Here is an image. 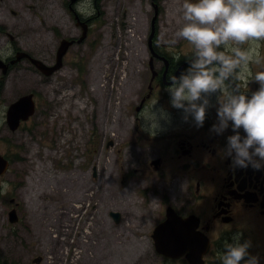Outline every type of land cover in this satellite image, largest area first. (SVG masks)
Wrapping results in <instances>:
<instances>
[{
  "label": "rangeland",
  "instance_id": "374dc122",
  "mask_svg": "<svg viewBox=\"0 0 264 264\" xmlns=\"http://www.w3.org/2000/svg\"><path fill=\"white\" fill-rule=\"evenodd\" d=\"M72 2H0V23L9 27L0 31V42L7 41L1 55L18 46L53 65L62 41L75 40L52 76L27 62L18 66L0 100V151L11 160L0 178V246L15 264H38L39 257L40 264H130L151 252L145 235L163 212L164 192L178 184L172 164L155 172L150 162L167 158L173 139L191 131L184 111L172 107L168 86L153 81L167 60L193 58V46L176 36L184 0ZM154 45L165 60L151 54ZM263 52L261 42L254 63ZM28 95L35 113L12 131L6 110ZM13 208L18 223L10 222ZM120 211L128 215L117 224L110 214Z\"/></svg>",
  "mask_w": 264,
  "mask_h": 264
},
{
  "label": "flooded vegetation",
  "instance_id": "af4514ba",
  "mask_svg": "<svg viewBox=\"0 0 264 264\" xmlns=\"http://www.w3.org/2000/svg\"><path fill=\"white\" fill-rule=\"evenodd\" d=\"M2 1L4 0H0V2ZM29 1L34 3L37 0ZM78 1L80 2V0L73 1L71 5L76 4ZM95 4H97V0H95ZM39 5L36 9L39 8ZM71 10L76 19L81 22L80 24L84 23L72 6ZM13 14L16 15V13ZM91 20L88 19L85 22L88 23ZM4 23H0V31L6 34L9 27ZM86 23L85 25H87ZM27 29L32 33L38 30L35 26H29ZM16 37L11 36L13 43L16 42ZM154 37L155 34L152 33L149 38L150 45ZM64 41L73 42L72 45L75 43L72 38L63 40L62 43ZM62 43L56 50V61L53 65H49L50 62L46 58H36L31 54L20 52L18 46L14 49L15 54L11 53L7 56L0 54V100L5 97V89L8 82L11 81L10 76L23 62L29 63L45 76L58 73L64 65L66 54L62 59L61 67L54 71L52 69L59 64V52ZM6 44L7 41L0 42L1 50ZM150 49L155 58L162 57L165 60L161 47L154 45ZM48 50L44 49L43 53ZM192 59L186 62L182 59L175 63L167 60L160 71H153V81L156 79L158 84L169 86L170 78L173 76L178 77L182 72H185ZM154 64L153 62L150 64L152 70ZM249 66L250 73L246 71L238 72L239 79L232 78L225 82L229 91L238 86L240 91L250 98L251 94L258 90L259 84L257 82L251 80L247 83L246 81L254 77L256 72L264 71V52L260 54V63H254L253 61ZM219 96L220 94L216 96V100L213 99L212 103L210 102L212 108L208 107L203 126L198 127L194 118L188 115V123L185 126L187 130L191 131L178 134L173 139L175 141L171 143V151L167 152V158L161 156L150 162L149 166L155 172L164 171L166 162L172 164L174 174L172 173L171 176L178 179V184L176 188L164 192L163 212L159 214L158 220L154 221L153 226L149 229V234L145 235L146 239L144 241L151 247V252L136 257L130 264H221L225 244L232 242L231 238L237 233L242 234L240 237L241 243L250 241L251 247L248 249L250 255L257 256L259 264H264V161L261 162L259 169H254L251 165L247 168L233 165V157L226 154L227 137L235 134L231 122L222 134H217L211 130L212 126L218 123ZM145 102L146 100L143 99L138 109L140 114L145 107ZM14 103L10 104L6 110L9 129L11 127L8 123V113ZM22 122L24 121L20 122L17 129L21 127ZM239 131L242 137L246 135L242 128ZM4 157L9 162V170L11 160L6 156ZM157 160L159 165L156 167L154 162ZM5 174H0V178H4ZM165 181L166 184L173 187L171 178ZM11 203H14V200ZM16 207H19V202H17ZM12 213L15 214L17 219L15 223H18L20 218L17 208L9 211L11 223H13L11 220ZM115 214H118V221ZM127 215L126 212L122 211L110 214L117 224H120L123 219L126 220ZM169 216H172L173 221L181 219L182 222L175 224L176 227L170 226L171 230L166 231L165 244L178 246L179 249H171L170 253L161 254L158 252L156 245L162 243V240L156 238V229L167 222L170 219ZM174 223H169V225ZM0 260L15 264L13 258L8 253H4L1 246ZM42 261L43 258L39 257L34 262L40 264Z\"/></svg>",
  "mask_w": 264,
  "mask_h": 264
},
{
  "label": "clouds",
  "instance_id": "9594fccd",
  "mask_svg": "<svg viewBox=\"0 0 264 264\" xmlns=\"http://www.w3.org/2000/svg\"><path fill=\"white\" fill-rule=\"evenodd\" d=\"M180 11L183 23L176 36L192 45L194 52L188 69L170 78L171 105L184 111L185 120L191 115L200 127L209 97L219 92L218 123L211 130L222 134L231 122L235 134L227 137L226 154L233 157L234 166L259 169L264 161V71L246 81L259 84L250 98L238 86L229 91L225 82L239 79L238 72L250 73L253 53L264 42V0H184ZM246 44L247 49L241 47ZM241 235L234 234L225 244L221 264H259V258L248 251L250 241L240 242Z\"/></svg>",
  "mask_w": 264,
  "mask_h": 264
},
{
  "label": "water",
  "instance_id": "95a60500",
  "mask_svg": "<svg viewBox=\"0 0 264 264\" xmlns=\"http://www.w3.org/2000/svg\"><path fill=\"white\" fill-rule=\"evenodd\" d=\"M73 1H76V0H73ZM83 27H84L83 37H85L88 33V27L85 24L83 25ZM152 38H153V36H152ZM72 43L73 42H65V41L62 43L61 50L59 52V64L55 68H53L52 71L61 67L62 59L64 58L65 54L67 53V51H68L69 47L72 45ZM40 67L42 69H45L42 66H40ZM35 110H36V107H35L33 95L25 96V97L21 98L19 101H17L16 103H14L11 106L9 113H8V123H9L11 129L13 131H15L19 127V124L21 121H28L29 118L32 115H34ZM154 165H156V167H157L159 165V161L158 160L155 161ZM8 167H9L8 160L0 152V174L1 175L5 174L8 170ZM115 217L118 221V214H115ZM11 220L13 223L17 221L15 214H13V213H12ZM180 220L181 219H176L175 221H173L172 216H171L167 222H165V223H163L157 227L156 238L162 240V243H158L156 245L159 253L168 254V253H170L171 249L172 250L179 249L178 246L166 245L165 244V240H166L165 238H166V233H167L166 231L171 230L170 226L176 227L175 224H178V222H182V220L181 221ZM174 222H176V223H174ZM169 223H174V224L169 225ZM0 264H9V263L8 262H2L0 260Z\"/></svg>",
  "mask_w": 264,
  "mask_h": 264
}]
</instances>
